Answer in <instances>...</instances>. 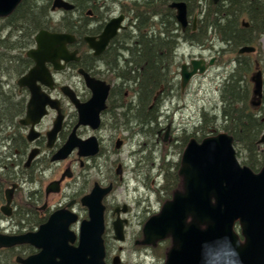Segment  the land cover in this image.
Masks as SVG:
<instances>
[{"label": "flooded vegetation", "instance_id": "flooded-vegetation-1", "mask_svg": "<svg viewBox=\"0 0 264 264\" xmlns=\"http://www.w3.org/2000/svg\"><path fill=\"white\" fill-rule=\"evenodd\" d=\"M105 3L111 7V11L104 18L95 15L93 10L87 11L86 16L68 17L79 21L77 28L86 27L91 29L92 34L80 31H53V27L47 29L50 32L69 34L74 37V41L67 45L70 58L68 60L62 58L58 69L53 63H46L51 79L38 80L35 83L39 89L38 108L46 104L43 116L38 119L34 116L32 120H35L25 122L33 93L27 85L19 84V80L35 66V61L27 56V52L34 48L35 44L25 53L30 63L28 70L18 79L4 80L1 84V90L9 97L5 108L7 112L0 117V234L20 236L36 233L54 214L64 212L65 221L69 219V214L77 216V220L69 226L76 240L69 245L78 248L82 223L89 219V210L83 207L82 199L98 185L103 189L110 188L109 194L103 200L104 263L130 264L126 260V255L134 253V256L139 258L134 261L135 264H146L145 261L149 260L152 262L149 264H165L173 246L172 237L158 240L155 244L144 243L147 223L161 212V208L158 212L151 207L147 181L150 176L157 178L163 176V167L157 161L159 157L165 160L170 154L168 163L172 162L173 157L171 151L163 152L165 149L159 150L157 145L151 147L145 140L150 139L151 132L156 130L157 139L161 141L162 133L167 130L164 140L169 139L172 146L182 144L185 151L191 140L202 142L210 137L203 136L208 134V129L205 128L211 127L206 124L208 121L206 115L211 110L203 107L201 109L204 116L203 124L193 123L191 128L186 125L180 129L175 128L173 117L181 112V115L179 114L181 117L193 121L194 116L188 118L184 111L186 114V110L190 114H196V110L189 108L188 105H179L177 100L180 97L176 96L179 93L182 100V95H190L195 79L208 74L217 58L207 59L195 54L187 56L181 51V55L178 54L179 58L173 55L175 74L171 81L160 87L153 102L159 105L157 110L160 113H167L168 116L161 122L155 121L154 127L150 129V119L153 118L150 117L151 113L148 110L145 111L146 104L144 110L140 112L129 111V108H135L140 98L144 99L143 95L140 96L138 88L140 84L132 79L120 77L117 73L126 67L129 61H133L129 60V52L132 49H118L122 47L118 37L129 28L130 18L122 12L118 3L108 0ZM102 10L100 6L96 9L99 14ZM171 10L176 13L174 9ZM122 15L123 28L119 29L117 35L100 54H96L85 38L93 37L99 40L107 23ZM195 17L198 19L197 15ZM191 26L193 31L197 29V22L194 24V19L192 22L189 20V25L182 32H186ZM192 60H205L206 64L202 65L205 72H197L183 87L182 67L187 64V71L191 72ZM211 61L213 64L209 65ZM86 76L99 82L96 90L88 86ZM91 101L93 102L91 117L84 119L79 107ZM166 101L174 103L175 108L167 111L166 107H163ZM37 113L36 110V115ZM199 125L201 127H198ZM176 130H181L179 134L181 144L177 140ZM200 131L203 137L201 140L197 138ZM66 147H70L71 151L68 154L63 152L62 159L54 160V157ZM150 161L152 167H149ZM178 167L181 178L179 172L181 162ZM45 179L50 180L46 183ZM51 184L52 188L58 189L57 192L51 190L48 192ZM180 186L183 189V178L180 179ZM178 191L175 190L173 195ZM58 196H61L60 201L52 204L51 202ZM8 197L11 198L9 204ZM7 206L8 214L3 211ZM81 211L88 214L87 219L82 216ZM118 229H121L122 239L117 237ZM165 244L167 245L164 247ZM0 250L1 264H22L17 258L27 259L41 251L30 244H19ZM10 255H13V258L7 263Z\"/></svg>", "mask_w": 264, "mask_h": 264}, {"label": "water", "instance_id": "water-1", "mask_svg": "<svg viewBox=\"0 0 264 264\" xmlns=\"http://www.w3.org/2000/svg\"><path fill=\"white\" fill-rule=\"evenodd\" d=\"M21 1L23 0H0V16L11 14ZM212 1L217 4L220 0ZM74 8L67 0H54L51 10L68 12ZM170 8L175 10L176 20L184 31L189 25L187 2H173ZM123 19V15L111 19L99 40L85 38L96 54H100L119 29L123 28ZM196 22L195 17L194 24ZM244 25L249 27L248 23ZM73 41L74 37L69 34L44 29L35 36V47L27 52V56L35 61V66L19 80L21 86L27 85L33 93L25 122L35 120H32L34 116L38 119L44 115L46 104L38 108L39 89L35 83L51 79L46 63L51 62L58 69L62 58H70L67 45ZM255 51V47L244 46L239 49V54H251ZM204 64L205 60H192L191 72L187 71V64L183 65V87L197 72H205L202 67ZM212 64L213 61L209 65ZM86 79L88 86L96 90L99 82L88 76ZM251 82L252 105L257 108L262 103L263 72L257 70L253 73ZM92 103L91 101L79 107L84 119L91 117ZM233 142V137L228 133H220L202 142L193 139L184 151L179 171L183 178V190L176 192L173 199L167 201L161 212L152 217L145 227L144 243L147 245L172 237L173 246L165 264H264V168L256 173L242 165ZM259 142L264 144V135ZM70 151V147L62 149L54 160L62 159L63 152L68 154ZM52 186L53 184L48 192H57L58 189ZM109 192L110 188L103 189L96 185L82 199V205L89 210V219L82 223L78 248L69 245L76 240L69 226L77 220V216L69 214V219L65 221L64 212H58L36 233L20 236L0 234V249L19 244H30L41 249L39 254L27 259L17 258L22 264H105L103 200ZM7 200L9 204L11 198L8 197ZM7 209L9 206L3 208L6 214ZM190 218L191 221L188 222ZM237 223L244 241H241V236L235 230ZM120 233L121 229H118L117 237L122 239Z\"/></svg>", "mask_w": 264, "mask_h": 264}, {"label": "trees", "instance_id": "trees-1", "mask_svg": "<svg viewBox=\"0 0 264 264\" xmlns=\"http://www.w3.org/2000/svg\"><path fill=\"white\" fill-rule=\"evenodd\" d=\"M53 1L23 0L11 14L0 16V117L7 112L5 108L9 97L1 90V84L4 80L18 79L28 70L30 63L25 53L35 44L34 38L39 31L53 27V31L92 34L91 29L77 28L79 21L68 17L86 16L87 11L93 10L94 14L104 18L111 11L106 0H67L75 6L72 11L53 12ZM113 1L130 18L129 28L118 37L122 43L118 49H132L129 60H133L117 73L137 84L147 82L150 89L146 98H140L141 111L146 104V110L150 112L149 104L154 102L157 91L174 76L172 58L179 46L186 43L193 47H206L209 41L220 40L224 46L223 55L226 52L236 55L228 61L232 68L220 92L223 104L220 115L215 114L206 124L211 123L215 127L219 123L221 129L233 137L234 145L241 147L246 154L244 165L254 172L261 171L264 155L259 153V141L264 135V93L261 105L254 108L251 82L259 62L252 60L256 51L253 54H239V49L255 47L264 35V0H220L217 4L211 0ZM174 1L187 2L191 22L194 19L192 15L198 11L195 31L191 26L182 32L169 7ZM39 2L43 5H39ZM99 6L103 8L100 14L96 11ZM244 23H248L249 27H245ZM259 164L263 165L259 167ZM9 257L7 263L11 262L13 255Z\"/></svg>", "mask_w": 264, "mask_h": 264}, {"label": "rangeland", "instance_id": "rangeland-1", "mask_svg": "<svg viewBox=\"0 0 264 264\" xmlns=\"http://www.w3.org/2000/svg\"><path fill=\"white\" fill-rule=\"evenodd\" d=\"M108 1H113V0H108ZM39 5H43V4L41 2H39ZM195 15L198 16L197 10L192 15V18ZM190 18H191V16L189 17V19ZM211 43H213V47H211V48L208 46H206V47H193V46L188 45V44H185V46H184L183 51H185L187 56L189 54H195V56L202 55L204 58H207V59H210L212 57H216L217 61L215 62V65L212 67V69L210 70V72L208 74H206L205 76H202V77H197V79H195V81L193 82L191 89H190V95H186V96L182 95V100H181V96H180V99L177 100L179 102V105H183V104L188 105L189 108L196 110L197 113L196 114H194V113L190 114V112L188 110H186L187 111V114H186V112L183 110L184 115L188 116V118H191V115L194 116L193 121L192 120L187 121L186 118H183V116L181 117L180 116L181 112L179 113L180 115L176 114L173 117L175 128L180 129V128H183V126H185V125H186V127L191 128L193 123L198 125L201 122L203 124L204 116L202 115V112H201V109L203 107L206 110H211V112L216 113L217 116L220 115V111L223 108V104L221 102L222 98H221L220 92H221L223 84L225 83V80H226V78H227V76H228V74L232 68V65H230L228 63V61H230V59H232V58L234 59L236 57V55H234L232 52H226V54L223 55V53L220 51L222 48V44H221L220 40H212V42L209 41L206 44L209 45ZM255 47H256V52L254 54L252 53L253 54L252 60L253 61L258 60L257 62H259V63L255 67L258 68L257 70H261L263 72V77H264V35L260 38L258 43L255 44ZM157 106L159 107V105L157 103H155V104L151 103V105L149 104V107H150L149 109H151L150 112L157 110L158 109ZM175 106L172 107L171 109L175 108ZM147 110H145V111H147ZM139 111H141V110L139 109ZM208 120L211 122V119H208ZM188 124H190L189 125L190 127L188 126ZM207 125H208V127L209 126H211V127L205 128V129H208V134L204 135L203 137H205V136H216L220 133H227L223 129H221V126L219 123L217 124V126L215 125V127L211 123H209ZM198 127H201V125H199ZM166 131L167 130H164V132L162 133L163 138L161 141L157 139V131L156 130L151 132V138L150 139L145 140L146 142L150 143L151 147H154L155 145H157L159 150L165 149L163 152L167 153L168 151H171V153H172L171 157H173L171 163L167 162L168 158H170L169 157L170 154L167 155L168 158H166L165 160H162V158L159 157L157 159V161H158V163H161V165L163 167L164 174H163V176H160L159 178L150 176L149 180L147 181V183L149 185L148 197H149L150 203L152 204L151 207L153 208V210L157 209L158 212L160 211V208L162 209L163 204L169 200L167 198L173 197V193L175 190H179V191L183 190L182 187H180V185L178 184L180 182V178L178 176V168H179L178 164L180 165L182 154L184 152V147L179 142V137H180L179 134H181V130L175 131L176 136H178L177 140L181 144V146H178V145L172 146L171 145L172 142H170L169 139H167L165 141L164 138H165ZM199 134L200 135H197V138H200L199 140H201V138H203L202 132L200 131ZM235 149L238 152L237 158H238L239 162L242 165H244L245 160H246V154L243 152L241 147L235 146ZM259 149L261 150V152H264V144H260ZM261 152H259V153L261 155H264V153H261ZM162 153L160 154V156L162 155ZM148 163H149V167H152L151 161ZM262 165L263 164H261V165L259 164L258 166L261 167ZM45 180L47 183L50 179H45ZM60 199H61V196L55 197V200L52 201L51 203L56 204L57 202L60 201ZM83 207L86 208L85 206H83ZM81 212H82V216L85 219H87L88 214L86 215L84 213V211H81ZM190 220L191 219H189V221ZM236 230L239 233V235L241 236L240 226L239 227L237 226ZM241 241H244V238L242 236H241ZM170 242L171 241H167V243H170ZM166 245L167 244H165L164 247ZM138 259H139L138 257L134 256V253H128L126 255V260L129 261L130 264L134 263V261L138 260ZM145 262H146V264L152 263L151 260L145 261Z\"/></svg>", "mask_w": 264, "mask_h": 264}, {"label": "bare ground", "instance_id": "bare-ground-1", "mask_svg": "<svg viewBox=\"0 0 264 264\" xmlns=\"http://www.w3.org/2000/svg\"><path fill=\"white\" fill-rule=\"evenodd\" d=\"M183 43H181V45H182ZM186 44V43H185ZM185 44L184 45H182V46H179L178 47V51L175 53V55H177V57L179 58L180 56H178V54L179 55H181L180 54V51L181 52H185V51H183L184 50V46H185ZM189 45V44H188ZM208 47H213V43H211V44H209V46ZM222 49H224V46H222V48H221V52L223 51ZM211 50V49H210ZM223 53V52H222ZM137 87V86H136ZM138 88H139V91L141 92V94L143 95V96H145L146 95V97H147V94L150 92V89H149V86H148V83L147 82H144V83H142V84H140V85H138ZM145 92H146V94H145ZM177 98H179L180 97V94L178 93V95L176 96ZM143 99V98H142ZM139 103H140V100L138 101V103L136 104V106H135V108H129V111H133V112H136V111H139L138 110V108L137 107H140V105H139ZM166 107V109H167V111H170L171 110V108L172 107H174V103L172 104L170 101H166L165 103H164V105H163V107ZM140 112V111H139ZM215 114L216 113H213V112H210V113H208L207 115H206V118L207 119H211L212 117H214L215 116ZM168 116V114L167 113H160L159 111H157V110H154V111H152L151 112V114H150V117L151 118H153V119H150V129L155 125L154 124V122L155 121H163L166 117ZM200 124V123H199Z\"/></svg>", "mask_w": 264, "mask_h": 264}]
</instances>
